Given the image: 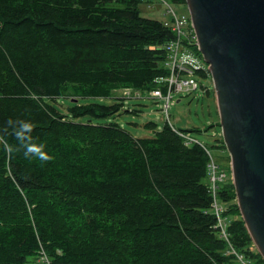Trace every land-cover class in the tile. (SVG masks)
I'll return each mask as SVG.
<instances>
[{"label": "trees", "instance_id": "trees-1", "mask_svg": "<svg viewBox=\"0 0 264 264\" xmlns=\"http://www.w3.org/2000/svg\"><path fill=\"white\" fill-rule=\"evenodd\" d=\"M146 2L0 0V264H264L232 182L218 190L230 219L220 236L209 155L188 131L150 122L155 135L137 138L108 121L123 98L96 101L167 94L157 81L176 34L142 16ZM9 119L31 122L27 139L50 158L25 157Z\"/></svg>", "mask_w": 264, "mask_h": 264}, {"label": "water", "instance_id": "water-1", "mask_svg": "<svg viewBox=\"0 0 264 264\" xmlns=\"http://www.w3.org/2000/svg\"><path fill=\"white\" fill-rule=\"evenodd\" d=\"M186 3L210 66L237 204L264 259V0Z\"/></svg>", "mask_w": 264, "mask_h": 264}, {"label": "rangeland", "instance_id": "rangeland-1", "mask_svg": "<svg viewBox=\"0 0 264 264\" xmlns=\"http://www.w3.org/2000/svg\"><path fill=\"white\" fill-rule=\"evenodd\" d=\"M169 8L173 9L178 16L189 14L187 3H175L171 0L167 4L152 0L140 6L142 16L160 21L171 19L168 13ZM192 51L201 57V53H198L199 49L192 47ZM197 80L201 86L199 90L191 94H174L168 115L163 111L165 100L154 99L150 94L151 91L148 92L149 94H144V92L129 88L119 89L113 92L110 99H96V101L112 105L118 102V98H123V111L109 118L108 121L119 123L137 138H148L155 135V132L146 126L150 122L156 123L158 130L168 123L176 129L188 131L187 136L207 146L220 169L226 173L227 179L222 184L229 183L232 170L231 157L223 139L214 84L211 77H198ZM91 101L81 100V104H88ZM55 105L62 113L69 114V108L73 102L60 98ZM79 121H84V119L81 118ZM193 129L200 132H192ZM232 203H237V201ZM251 250H257L255 245Z\"/></svg>", "mask_w": 264, "mask_h": 264}, {"label": "built area", "instance_id": "built-area-1", "mask_svg": "<svg viewBox=\"0 0 264 264\" xmlns=\"http://www.w3.org/2000/svg\"><path fill=\"white\" fill-rule=\"evenodd\" d=\"M166 3L165 0H160ZM171 20L166 23L170 26L176 34V38L166 45L165 49L168 53L167 66L170 75L164 79L165 84L168 86V94L164 96L161 90H156L151 93L155 98L166 100V111L170 107L172 94L191 93L199 89L200 84L197 80L199 74H205L210 77V67L192 51V47L198 48L197 39L190 18L187 15L178 16L176 12L169 8ZM188 143L197 142L193 139L187 138ZM210 174L211 189L214 196L213 208L218 219L216 225L220 229L222 236L228 240L227 235V219L222 216L224 209L216 200L217 190L219 189V182L226 179V174L222 172L219 166L215 163L210 155V162L208 165ZM242 260V257H239ZM43 260H48L46 256Z\"/></svg>", "mask_w": 264, "mask_h": 264}, {"label": "clouds", "instance_id": "clouds-1", "mask_svg": "<svg viewBox=\"0 0 264 264\" xmlns=\"http://www.w3.org/2000/svg\"><path fill=\"white\" fill-rule=\"evenodd\" d=\"M8 125L12 128L14 135L17 140L24 146V155L25 157H36L40 160H47L50 157L47 156L44 152L34 148L27 137H30L32 131V125L29 121H19L16 122L12 119L8 120Z\"/></svg>", "mask_w": 264, "mask_h": 264}]
</instances>
